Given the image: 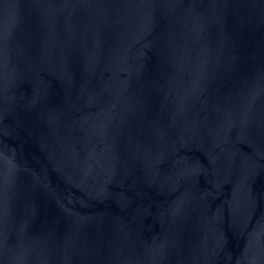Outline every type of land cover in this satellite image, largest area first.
<instances>
[{"label":"water","instance_id":"obj_1","mask_svg":"<svg viewBox=\"0 0 264 264\" xmlns=\"http://www.w3.org/2000/svg\"><path fill=\"white\" fill-rule=\"evenodd\" d=\"M0 264H264V0H0Z\"/></svg>","mask_w":264,"mask_h":264}]
</instances>
